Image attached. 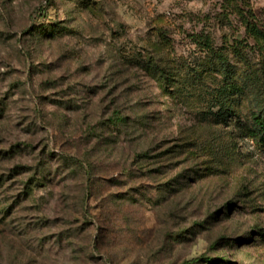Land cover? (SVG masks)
I'll return each instance as SVG.
<instances>
[{
    "label": "rangeland",
    "instance_id": "rangeland-1",
    "mask_svg": "<svg viewBox=\"0 0 264 264\" xmlns=\"http://www.w3.org/2000/svg\"><path fill=\"white\" fill-rule=\"evenodd\" d=\"M250 5L264 29V0ZM224 13L223 0H0V264H264V149L239 129L246 104L215 122L220 75L194 41L243 42L247 67L230 65L258 67Z\"/></svg>",
    "mask_w": 264,
    "mask_h": 264
},
{
    "label": "trees",
    "instance_id": "trees-1",
    "mask_svg": "<svg viewBox=\"0 0 264 264\" xmlns=\"http://www.w3.org/2000/svg\"><path fill=\"white\" fill-rule=\"evenodd\" d=\"M223 9L225 11L222 14L223 18L228 20L229 17H234L244 28L247 39L258 49L260 59L256 68L249 67L248 69L244 68V70L239 67L236 68L230 65L227 56L233 54L238 63L245 64L247 67V57L242 51L243 42H236L235 46L232 47H223L222 51L218 52L215 50L209 35H195V43L208 55L207 63L201 65L203 72L211 76L214 72L220 75L214 97V106L219 108L215 122L217 124L227 122L228 118L233 116L236 107L240 108L246 104L249 115L247 121L242 123L239 129L246 138L252 139L264 149V29L256 18L250 0H223ZM159 35L163 40L161 41L162 47L165 48L168 45V38L163 31ZM139 66L148 77L157 80L164 88L168 89L170 83L176 82L175 68L168 63L162 65L149 56L142 57ZM234 98H236L237 103L233 101ZM209 114L204 115L206 121L210 122ZM202 260L208 264H218V260L211 259H196L185 262V264H198Z\"/></svg>",
    "mask_w": 264,
    "mask_h": 264
}]
</instances>
